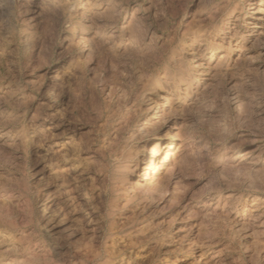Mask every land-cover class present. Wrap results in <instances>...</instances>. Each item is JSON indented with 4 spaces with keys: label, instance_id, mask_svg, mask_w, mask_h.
<instances>
[{
    "label": "rangeland",
    "instance_id": "rangeland-1",
    "mask_svg": "<svg viewBox=\"0 0 264 264\" xmlns=\"http://www.w3.org/2000/svg\"><path fill=\"white\" fill-rule=\"evenodd\" d=\"M246 2L0 0V264H264Z\"/></svg>",
    "mask_w": 264,
    "mask_h": 264
},
{
    "label": "bare ground",
    "instance_id": "bare-ground-1",
    "mask_svg": "<svg viewBox=\"0 0 264 264\" xmlns=\"http://www.w3.org/2000/svg\"><path fill=\"white\" fill-rule=\"evenodd\" d=\"M256 2H255V0H247V2H246V8H247V12L248 11H251V20L252 21H258V20H261V18L263 17V14H264V10L262 9V8H258V9H256V6H257V4H255ZM252 24H254V23H252ZM91 25L92 26H95L96 24H95V21H91ZM130 27H132V23H130ZM134 25V24H133ZM258 27V25H256V24H254L253 26H252V29H256ZM132 30H133V28H132ZM135 31V30H134ZM233 87V86H232ZM115 88V87H114ZM114 91V89H112V91L110 92V94H112V92ZM114 93V92H113ZM161 93H167V91H165V90H162L161 91ZM238 96V95H237ZM236 96V98L234 99V101L236 100V101H238L239 100V98ZM165 96H158V98H163L164 100H166V98H164ZM263 99V98H262ZM163 107L164 108H168V105H166V104H157V105H154L153 107H151L150 109H148V110H146V111H148V112H151V113H153V117H152V120H154V121H159V120H161L165 115H166V110L164 111L163 110ZM153 124V123H152ZM151 124V125H152ZM182 139V138H181ZM179 140V142L180 143H182V140ZM185 141V140H184ZM183 144V143H182ZM170 147H171V145L168 147V148H165V157H163V160L162 159H160V157H162V151L160 150V148L159 147H157V148H154L152 151H150L149 152V160H148V163H146L145 165H146V168H145V171H147L146 173L147 174H145L144 176H147L149 173H150V171L151 170H155L156 168H157V170L155 171V174H157L158 173V170H160L161 169V165H160V167L159 166H156L157 164H156V161H160V160H162L163 162H166V161H168L169 160V154L167 153L168 151V149H170ZM183 148V146L180 144V146H179V152L178 153H180V149H182ZM167 151V152H166ZM167 153V154H166ZM146 160V159H145ZM152 166H155L156 168H152ZM144 182H146V178L143 180ZM133 185V189L134 190H132V191H128V192H126V194H127V196H126V198H125V200H126V204L125 205H127V204H129L130 202H132V200L134 199V195H135V193L137 192V191H139V190H141V189H143V188H145V185L144 184H142V183H134V184H132ZM131 193V194H130ZM132 195V196H131ZM211 200H213V198H211ZM143 210H146V207H143ZM259 220H260V217L257 215L256 217H255V219H253V223H258L259 222ZM192 246H193V243L191 244ZM204 245L206 246V247H216V246H219V243L216 241V240H209L208 242H206V243H204Z\"/></svg>",
    "mask_w": 264,
    "mask_h": 264
}]
</instances>
